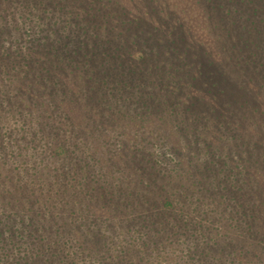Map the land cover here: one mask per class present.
Here are the masks:
<instances>
[{
    "label": "rangeland",
    "instance_id": "1",
    "mask_svg": "<svg viewBox=\"0 0 264 264\" xmlns=\"http://www.w3.org/2000/svg\"><path fill=\"white\" fill-rule=\"evenodd\" d=\"M34 1L0 0V51L10 50L0 107L53 128L90 162L62 168L79 183L38 188L0 151V213H33L37 225L0 264H264V0ZM202 7L230 28L232 57L198 41ZM49 23L99 33L115 52L91 50L85 71L46 45L58 36ZM17 134L8 150L26 146L30 135ZM44 142L27 148L36 174L58 164Z\"/></svg>",
    "mask_w": 264,
    "mask_h": 264
},
{
    "label": "trees",
    "instance_id": "2",
    "mask_svg": "<svg viewBox=\"0 0 264 264\" xmlns=\"http://www.w3.org/2000/svg\"><path fill=\"white\" fill-rule=\"evenodd\" d=\"M36 1H34L35 4H38V3L43 4V0H36ZM209 1H212V0H209ZM34 8L35 7H31L32 13L34 12ZM197 13L202 18V21L200 24L201 33L199 34L198 41L204 47L207 48L205 50L209 53L210 51L211 52L214 51L217 53V55H225L228 57H232L230 56V53L233 51V48H236L235 46L236 43L234 42L235 38L232 35L230 28L227 27L226 24L222 26V24L219 23V21H213L210 16L211 14L203 7L201 9H198ZM58 16L60 15L58 14ZM62 18L60 16L59 19L62 20ZM183 20L186 21L185 19ZM54 21L56 20L54 19ZM49 25L54 26V24H51V23H49ZM69 25L71 24H67V27H64V25L63 26L58 25L57 27L54 26L53 29L56 30L55 34H57L58 36L54 38L55 40H52L53 42L52 44H49L47 41L45 42L46 45H48L52 50L58 51L60 54H62V55H58V54H55V55L61 56L67 60L68 59L75 60L76 66L82 69L85 68V71L89 70L88 67L90 64L89 63L90 55H92L93 53L91 52V50L95 49L96 51H94V53H96L97 56H100L104 60H107L113 56V53L115 51L112 46V42L109 38L107 37L102 38V36H100L99 33H93L91 31L88 32V30L86 29H80L78 33H75L74 30L72 29V25L71 26ZM44 27H45V32L50 34L51 30L49 29V26L45 25ZM37 29L35 30L36 33L39 32V30ZM63 30H65L66 32ZM247 32H249V30L246 27H244V33H247ZM260 33L264 35V28L261 29ZM89 38L91 39V42L93 43V45L89 41ZM231 41H233V43H231ZM16 42H17V39H16ZM167 47H168L166 49L167 52H169L170 50L172 51L178 50L177 45H173V43H168ZM8 54H10L9 49H6V48L4 50L1 49L0 56H4V57L7 56L8 59H10ZM78 56L86 57L85 64L83 65V67H81L78 64L79 62ZM215 60L218 61V58L215 57ZM219 60L221 62L219 63L220 64L219 66L224 67L223 60L221 58H219ZM211 62L212 64L215 63V61H212V60L210 61V63ZM16 65H17L16 63H12L9 65L8 68L12 69V67H16ZM0 73L2 74V76L6 73V71L1 68V65H0ZM227 74L230 77H234L228 70H227ZM87 76H90L89 71H87ZM95 78L96 77H94V79ZM18 104H20V102ZM1 109L4 110L5 112H0V146H1L0 151L1 152L4 151L3 156L8 162L9 168L12 171L11 173H15L17 169L19 170L18 172L20 173L22 171H27V173H30L29 177L35 176V180H33L32 185L37 186L38 188L39 187L43 188L45 185H47L48 188L51 189L50 187L52 186V182H49V181H51V178H55V177L61 178L64 180L68 179L67 181H77V183H79V181L82 179V176L79 179H76V170H74L72 173H70L71 171H68L67 173L68 175L66 176V172L62 168H68L70 165H71V168H73L78 163L84 164L85 161L88 164V162H90V160H88V156L90 154L87 152L86 149L85 150H83L82 148H81L82 150L71 149V147H76V146H73L74 144L70 142H68L69 145L67 146L64 143V139L62 140L56 137V135L54 134L53 128L46 129L44 125H41L38 122H37L38 126L40 127L39 128L34 127L33 125H31V121L27 119V115L20 109L16 113H13L12 111H10L12 113H6V109L4 107ZM41 129L43 130V133L41 134V137H40L39 135H40ZM19 132H22L23 135L24 134L30 135L29 138H27L28 136H26V140L28 141L26 146L17 148L20 150H17L16 152L14 151V149L8 150V147L6 145L7 143L6 144L4 143L5 139L9 138V139L16 140L17 138H19L17 134ZM58 132L59 130L56 132L57 135H58ZM21 136L22 135H20V137ZM41 139L45 141L44 145L51 144L53 146V147L44 146V152L46 153V157H52V158L54 157V159L57 161L58 164L52 167V169L48 168V165H46L43 167L44 169L43 172H39V174H36L37 172L36 165H31L30 163L31 155L29 157L30 152H28L27 148L32 147L33 149H36L38 146H41L43 144V142L42 144H40ZM24 149H26L25 152L26 154H28V156L24 154L23 152ZM20 156L22 157V159H19ZM23 156L25 158H23ZM72 161H74L75 163L73 164ZM32 163L36 164V161L33 159ZM221 169L223 170V168H220V170ZM228 172H230V170L226 169V174L221 178V180L227 183L230 182L227 185H229V187H232L233 180L231 178V175L228 174ZM86 174L87 172L85 171L84 176ZM45 180L46 182L44 183ZM85 180H86V176H85ZM90 180L92 179L89 178V180H87L86 182H89ZM57 182H58V179H57ZM23 183L24 185L27 184V187H29V183L25 182L24 180H23ZM61 185L64 186L65 184H61ZM18 187H22V186H18ZM130 189H132V187ZM13 190H18V189L12 188L11 190H7V192L13 191ZM30 190L31 192L29 193H30V196L32 197L31 198L32 201L34 200V202H37L39 199L37 196V193L35 192V190H32V189ZM1 191L3 192V190H0V195L1 194L3 195ZM47 193H45L44 196L47 195ZM164 203H167L169 207L173 206V203L171 202L170 198H166ZM8 204L9 203L6 202V205ZM34 219H35V216L33 215V213H31L29 217H27L26 214L24 215L19 214V216L17 217L16 214L11 215L10 212L0 213V250H2L1 251L2 253L5 252L6 253L5 255H7V253L10 252L13 247L17 248L19 244L20 245L23 244L24 241H28L29 244L33 243L34 239H32L31 233L35 232L34 228L37 227L36 223L34 224ZM29 225H32V226L24 237L21 230H19V227L21 228L22 226L24 227V226H29ZM16 233H19V234L16 235ZM6 234H7V238L5 236ZM16 236H18V238L22 240L21 243L18 244V240ZM30 259H31V256H29L28 259L25 261H29ZM9 264H13V263L10 262Z\"/></svg>",
    "mask_w": 264,
    "mask_h": 264
}]
</instances>
